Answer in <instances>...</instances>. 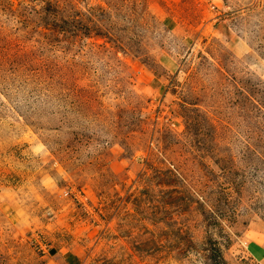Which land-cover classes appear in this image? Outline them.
I'll return each mask as SVG.
<instances>
[{
    "label": "rangeland",
    "instance_id": "obj_1",
    "mask_svg": "<svg viewBox=\"0 0 264 264\" xmlns=\"http://www.w3.org/2000/svg\"><path fill=\"white\" fill-rule=\"evenodd\" d=\"M0 264H264V0H0Z\"/></svg>",
    "mask_w": 264,
    "mask_h": 264
}]
</instances>
